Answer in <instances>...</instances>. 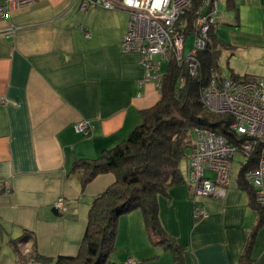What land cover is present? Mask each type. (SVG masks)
<instances>
[{"label": "crops", "instance_id": "obj_1", "mask_svg": "<svg viewBox=\"0 0 264 264\" xmlns=\"http://www.w3.org/2000/svg\"><path fill=\"white\" fill-rule=\"evenodd\" d=\"M81 3L36 0L0 19V264H23L10 241L25 232L32 234L23 240L25 252L36 246L53 259L78 254L91 205L115 177L100 175L83 191L74 161L98 158L126 140L142 111L160 100L157 82L143 81L140 54L122 48L129 13L82 11ZM214 29L225 78L264 77V0H223ZM81 122L94 127L90 137L76 132ZM184 162V182L158 199L160 223L182 247L184 264H246L241 256L258 214L238 175L223 194L196 200L190 159ZM60 199L62 213L55 210ZM197 205L206 213L200 220ZM114 255L111 264H174L173 253L149 236L140 210L121 218ZM251 256L264 264V226Z\"/></svg>", "mask_w": 264, "mask_h": 264}, {"label": "trees", "instance_id": "obj_2", "mask_svg": "<svg viewBox=\"0 0 264 264\" xmlns=\"http://www.w3.org/2000/svg\"><path fill=\"white\" fill-rule=\"evenodd\" d=\"M201 0H193L181 17L185 36L195 35L194 22ZM215 26L210 32L207 47L197 54L199 63L192 75L189 61L170 59L160 80V100L151 108L143 110L142 123L130 136L117 146L105 150L95 159H76L72 173H82V190L100 175L113 174L115 181L96 197L91 205L86 232L78 254L74 257L43 256L33 247L23 255L18 243L32 239L30 232L18 240H11L13 252L23 264H108L116 250L119 222L134 211L143 214L146 229L153 242L173 253L174 264H184L182 252L175 240L162 227L159 220L158 199L168 195L169 189L184 182L181 163L190 159L196 129H207L224 137L232 145L248 141L232 130L233 118L229 114L211 112L203 102V91L216 77L221 83L220 51L215 45ZM235 81L254 78L230 76ZM257 147L250 161L243 164L238 174V184L250 196V205L258 214V222L251 233L241 256L243 263L258 264L251 256L255 236L264 226V206L257 202L256 190L244 179L245 173L256 170L259 161ZM189 151L191 153H189Z\"/></svg>", "mask_w": 264, "mask_h": 264}, {"label": "built area", "instance_id": "obj_3", "mask_svg": "<svg viewBox=\"0 0 264 264\" xmlns=\"http://www.w3.org/2000/svg\"><path fill=\"white\" fill-rule=\"evenodd\" d=\"M36 0H0V19L10 16ZM81 10L102 7L109 10H125L130 19L127 32L123 36L122 48L125 52H136L141 56L145 72L144 82L155 81L160 84L164 62L183 58L189 61L192 75L196 74L199 63L197 54L204 50L210 41V32L219 21L223 0H201L195 27V43L191 53L184 55L187 38L181 17L191 7L193 0H79ZM16 31L10 28L6 37ZM203 102L216 114H229L233 118L232 130L248 141L240 145L230 144L224 137L207 129L194 132L188 179L194 190V198L218 196L229 187L233 161L236 154L244 156L248 163L259 149L256 170L245 173V181L256 190L257 202L264 206V77L246 81L224 78L219 83L213 77L203 91ZM94 127L88 122L75 126L78 134L90 137ZM214 175V177H213ZM5 190L0 186V191ZM55 210L64 212V199L55 205ZM196 220L206 216L204 209L197 205L194 211ZM125 264H137L128 259Z\"/></svg>", "mask_w": 264, "mask_h": 264}, {"label": "rangeland", "instance_id": "obj_4", "mask_svg": "<svg viewBox=\"0 0 264 264\" xmlns=\"http://www.w3.org/2000/svg\"><path fill=\"white\" fill-rule=\"evenodd\" d=\"M194 43H195V35H190V36H188V38H187V42H186V48H185V52H184V55L185 56H188L190 53H191V50H192V47H193V45H194ZM166 69H167V64H163V67H162V74L163 73H165V71H166ZM222 76L225 78V77H228L229 75H228V72L226 71V69L225 68H222ZM189 153H191L190 151H189ZM185 161H187V160H185ZM244 162H245V159H244V156L242 155V154H240V153H238V154H236V156H235V158H234V161H233V171H232V177H235L236 175H238L239 174V172H240V170H241V167H242V165L244 164ZM185 163V162H184ZM183 162L181 163V168H182V172H183V174H184V172L186 171V169H185V165L186 164H184ZM21 243V244H20ZM26 245H25V243H24V241H22V242H19L18 243V248H19V251L22 253V251L23 252H25L26 251V247H25ZM30 253V252H29ZM28 252H25V255H28L29 254ZM23 254V253H22ZM114 254L111 256V260L108 262V264H111V262H112V259L114 258Z\"/></svg>", "mask_w": 264, "mask_h": 264}]
</instances>
